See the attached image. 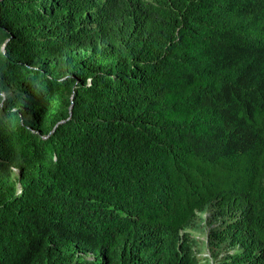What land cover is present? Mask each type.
Segmentation results:
<instances>
[{
    "label": "trees",
    "instance_id": "16d2710c",
    "mask_svg": "<svg viewBox=\"0 0 264 264\" xmlns=\"http://www.w3.org/2000/svg\"><path fill=\"white\" fill-rule=\"evenodd\" d=\"M212 260L264 264V0H0V264Z\"/></svg>",
    "mask_w": 264,
    "mask_h": 264
},
{
    "label": "rangeland",
    "instance_id": "374dc122",
    "mask_svg": "<svg viewBox=\"0 0 264 264\" xmlns=\"http://www.w3.org/2000/svg\"><path fill=\"white\" fill-rule=\"evenodd\" d=\"M56 110H53L52 112H51V114L49 115V117L52 115V113H54ZM49 117H47V119L49 118ZM61 123H63V121L62 122H60L59 124H61ZM46 137H48V136H46ZM14 173L16 174V173H18V171L15 169L14 170ZM199 234L200 235V238L198 239L197 238V241H199V242H201V241H203V240H201V238H203L202 237V235L198 232V231H196L195 232V234ZM194 241V240H193ZM197 241H195V242H197ZM198 243V242H197ZM195 244H193V246H194ZM197 251H198V248H197ZM209 256V254H208V251H205V250H203L202 252H201V254H200V258H202V259H204L205 257H208ZM203 262H204V260H203ZM214 262H215V260H214Z\"/></svg>",
    "mask_w": 264,
    "mask_h": 264
},
{
    "label": "clouds",
    "instance_id": "9594fccd",
    "mask_svg": "<svg viewBox=\"0 0 264 264\" xmlns=\"http://www.w3.org/2000/svg\"><path fill=\"white\" fill-rule=\"evenodd\" d=\"M206 216H207V215H205V217H206ZM203 218H204V217H203ZM205 225H206V224H205ZM205 225H204V226H205ZM206 226H207V225H206ZM209 228H210V227H209ZM205 229H207V230L205 231V234H204V235H202L203 232L198 231V232L202 235V237H203V238H201V240H203L204 238H206L207 235H208V228L206 227ZM203 230H204V229H203ZM195 236H196V238H198V239L200 238V235L197 234V233L195 234ZM230 252H231V253H235V250H230ZM208 257L210 258V255H209ZM211 264H215L214 260H212Z\"/></svg>",
    "mask_w": 264,
    "mask_h": 264
},
{
    "label": "water",
    "instance_id": "95a60500",
    "mask_svg": "<svg viewBox=\"0 0 264 264\" xmlns=\"http://www.w3.org/2000/svg\"><path fill=\"white\" fill-rule=\"evenodd\" d=\"M54 105V104H53Z\"/></svg>",
    "mask_w": 264,
    "mask_h": 264
}]
</instances>
